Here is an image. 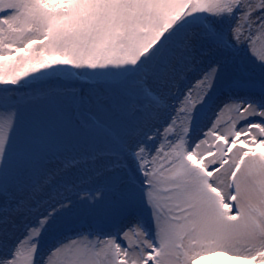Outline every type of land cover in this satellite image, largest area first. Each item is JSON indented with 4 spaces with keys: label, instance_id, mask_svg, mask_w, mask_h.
<instances>
[{
    "label": "snow or ice",
    "instance_id": "1",
    "mask_svg": "<svg viewBox=\"0 0 264 264\" xmlns=\"http://www.w3.org/2000/svg\"><path fill=\"white\" fill-rule=\"evenodd\" d=\"M0 110V264H264V0H0Z\"/></svg>",
    "mask_w": 264,
    "mask_h": 264
},
{
    "label": "rangeland",
    "instance_id": "2",
    "mask_svg": "<svg viewBox=\"0 0 264 264\" xmlns=\"http://www.w3.org/2000/svg\"><path fill=\"white\" fill-rule=\"evenodd\" d=\"M258 49H259V45H258ZM25 91H27V90H25ZM0 111H3V110H0ZM231 115L232 114H230L228 112H225L223 117H222V122L226 124L229 121ZM222 260H223L222 256H209V257L206 258L205 261L202 262V264H211L212 261L219 262V261H222Z\"/></svg>",
    "mask_w": 264,
    "mask_h": 264
}]
</instances>
